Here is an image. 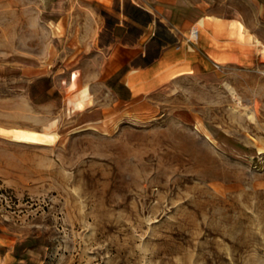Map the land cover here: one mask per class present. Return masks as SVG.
I'll use <instances>...</instances> for the list:
<instances>
[{
	"label": "rangeland",
	"instance_id": "374dc122",
	"mask_svg": "<svg viewBox=\"0 0 264 264\" xmlns=\"http://www.w3.org/2000/svg\"><path fill=\"white\" fill-rule=\"evenodd\" d=\"M44 8L0 0L8 264H264V62L124 108L100 60L64 59Z\"/></svg>",
	"mask_w": 264,
	"mask_h": 264
},
{
	"label": "crops",
	"instance_id": "0c3cea01",
	"mask_svg": "<svg viewBox=\"0 0 264 264\" xmlns=\"http://www.w3.org/2000/svg\"><path fill=\"white\" fill-rule=\"evenodd\" d=\"M246 2L262 25L264 0H45L43 13L64 59L95 56L116 103L138 108L183 76L215 84L232 65L264 62Z\"/></svg>",
	"mask_w": 264,
	"mask_h": 264
}]
</instances>
